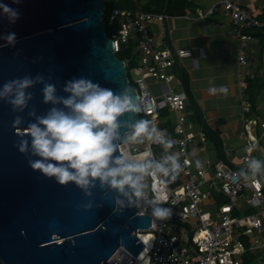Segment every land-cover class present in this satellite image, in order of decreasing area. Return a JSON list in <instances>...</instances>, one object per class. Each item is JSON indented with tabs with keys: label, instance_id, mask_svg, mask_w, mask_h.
<instances>
[{
	"label": "water",
	"instance_id": "obj_1",
	"mask_svg": "<svg viewBox=\"0 0 264 264\" xmlns=\"http://www.w3.org/2000/svg\"><path fill=\"white\" fill-rule=\"evenodd\" d=\"M0 2L20 12L14 24L0 15V36L15 33L17 38L15 46L0 47V87L41 74L58 95L66 96V81L86 77L114 92L126 87L137 99L105 33L103 0ZM43 86L36 83L28 90L33 99L23 112L0 100V264H111L119 247L136 257L144 247L137 230L150 226L149 215L137 213L136 206L121 209L116 200L125 198L100 189L98 182L91 197L74 183L61 186L29 166V159L38 157L19 152L20 136L33 119L29 111L43 115L51 107L43 102ZM17 116L23 120L20 126L13 125ZM140 119L132 112L118 118L117 147ZM119 156L118 150L113 158ZM89 203L92 208L86 209Z\"/></svg>",
	"mask_w": 264,
	"mask_h": 264
},
{
	"label": "built area",
	"instance_id": "obj_2",
	"mask_svg": "<svg viewBox=\"0 0 264 264\" xmlns=\"http://www.w3.org/2000/svg\"><path fill=\"white\" fill-rule=\"evenodd\" d=\"M215 8L219 9L222 19L233 25V34L241 44L251 40L250 35L243 33L244 30L264 29V20L257 19L233 0H218L205 15H211ZM166 18L164 14L144 12L139 7L135 10L112 9L108 14V24L115 27L109 37L113 52H119L122 44L130 42L133 58L138 57L137 65L133 66L136 78L132 87L136 91L137 101L145 107L139 116L148 117L157 128L176 141L174 148L182 166L180 175L183 178L182 184L175 188L169 187L162 177L146 178V195L138 202L136 209L137 213L149 215L150 226L138 229L137 237L146 234L150 240H139L144 247L136 257L119 247L109 262L264 264V168L262 160L256 157V151L264 138V120L246 118L250 103L244 97L246 84L238 79L237 96L243 120L241 135L244 153L238 158L235 167L221 160L214 162L212 168L196 166L188 148L195 140L204 143L205 134L201 130H192V124L187 121L186 95L172 90L169 84L174 80L172 68L175 61L182 63L188 59L193 67H197L198 60L205 54L199 49L195 57L190 49L171 50L165 42H157L151 34V24ZM237 60L239 64H245L242 52ZM123 62L127 74L129 60ZM148 79L161 84L159 95L151 92ZM177 83L180 84L179 81ZM162 111L174 113L172 134L161 126ZM131 134L132 130L125 133L126 142L118 146L119 155L129 160L149 159L158 162L152 147L160 144L147 138L132 140ZM252 160L261 162V168L256 173L249 167ZM214 192L221 193L226 200L211 207L208 200L213 198ZM157 194L166 200L160 206L172 209V216L167 220H158L151 215L152 200ZM248 208L253 211L244 215L243 211ZM235 211L243 215L239 216ZM252 257L254 261H251Z\"/></svg>",
	"mask_w": 264,
	"mask_h": 264
},
{
	"label": "clouds",
	"instance_id": "obj_3",
	"mask_svg": "<svg viewBox=\"0 0 264 264\" xmlns=\"http://www.w3.org/2000/svg\"><path fill=\"white\" fill-rule=\"evenodd\" d=\"M13 3L19 4L20 0H13ZM0 15L6 17L10 24L20 18L18 9L3 2H0ZM0 40L6 41L0 47L15 46L17 43L15 33L0 36ZM36 83H43V102L51 107L43 115H37L34 108L29 111L33 119L24 128L18 143L21 154L38 157L28 161L34 171L54 178L61 186L74 183L86 197L93 195L92 189L97 187L98 182L100 189H113L127 200V204L125 199L116 200L121 209L139 206L138 202L146 195L147 177L170 178L173 181L179 175L182 166L176 154L166 155L159 162L149 159L129 160L123 156L113 158L118 151L115 142L120 139L121 123L118 118L128 112L145 111V107L128 88L114 92L91 79L80 77L66 81L63 92L67 95L61 96L57 94L54 84L45 82L43 75H25L4 83L0 87V100L9 103L14 112H23L33 99L28 90ZM209 92L227 95L228 88L223 85L219 89L211 87ZM22 123V118L17 116L13 125L20 126ZM144 138L160 144L166 151L176 143L152 121L140 119L132 125L130 139ZM195 163L197 167L201 166L199 160ZM249 167L256 173L261 168V162L252 160ZM165 203L166 200L160 194L153 198V218H171L172 209L160 206ZM85 208H92V204H86Z\"/></svg>",
	"mask_w": 264,
	"mask_h": 264
},
{
	"label": "crops",
	"instance_id": "obj_4",
	"mask_svg": "<svg viewBox=\"0 0 264 264\" xmlns=\"http://www.w3.org/2000/svg\"><path fill=\"white\" fill-rule=\"evenodd\" d=\"M185 1L179 12L169 14L166 12L167 8L155 12L164 14L167 18L162 22H153L150 31L157 42H165L171 50L190 49L195 57L198 56L199 49L203 50L205 56L198 60L197 67H193L188 59L182 63L175 61L172 68L174 80L169 87L186 95V114L188 119L193 117L189 121L192 130H201L203 133L206 129L210 130L218 139V144L206 137L204 143L196 140L192 142L188 148L192 159L194 154L189 149L201 147L203 154L197 160L206 168H212L217 160L235 167L238 158L244 153L241 135L243 120L237 96L238 79L245 82L244 97L250 103V112L246 118L264 120V29L244 30L243 33L250 35L251 40L241 44L233 34V25L222 19L218 8L211 15H205L218 0ZM233 1L250 11L257 19L264 20V0ZM240 52L245 57V64H239L237 60ZM133 59L138 61V58ZM147 83L154 95L160 94L162 87L159 82L148 79ZM221 85L228 88L227 95L220 92L213 95L209 92L211 87L219 89ZM173 119L174 113L161 112V126L166 127L165 124L168 123L172 128ZM174 151L176 152L175 148ZM263 152L264 138L256 151V157L262 160L264 168ZM262 182L264 183V177ZM216 194L218 193L214 192L213 197ZM214 205L216 204L211 207ZM247 211L253 210L248 208L243 212ZM253 259L252 257L251 261Z\"/></svg>",
	"mask_w": 264,
	"mask_h": 264
},
{
	"label": "trees",
	"instance_id": "obj_5",
	"mask_svg": "<svg viewBox=\"0 0 264 264\" xmlns=\"http://www.w3.org/2000/svg\"><path fill=\"white\" fill-rule=\"evenodd\" d=\"M184 3H186L185 0H146V2L143 4H141V0H103V4H104L103 26H104L105 33L108 37H110L111 34L115 31L114 30L115 27L108 24L109 10H112V9L135 10L137 7H139L144 12H161L163 8H167L166 12L170 14V13L181 11V8L183 7ZM111 4H112V7H110ZM131 49H132V43L129 42L126 45L122 44L119 52H116L115 55L120 60H123V61L129 60V64H130V62H132L131 60H133ZM129 84L131 86H134L133 82L132 84L130 83V80H129ZM192 119L193 117L189 119L187 118V121H190ZM165 126L168 128L169 133H171V128L169 124L166 123ZM204 131H205L204 134H205L206 139L212 141V143L214 144H218V139L214 132H211L210 130H207V129ZM214 196L215 197L217 196L219 203L226 200V198H224L225 196L220 193Z\"/></svg>",
	"mask_w": 264,
	"mask_h": 264
},
{
	"label": "rangeland",
	"instance_id": "obj_6",
	"mask_svg": "<svg viewBox=\"0 0 264 264\" xmlns=\"http://www.w3.org/2000/svg\"><path fill=\"white\" fill-rule=\"evenodd\" d=\"M141 2H143V3H145L146 2V0H141ZM110 7H112V4H111V6ZM111 10H109V12H110ZM114 30H115V28H114ZM136 58H138V57H136ZM128 61V60H127ZM132 62H130V64H129V68H128V70H127V76H128V78H129V80H130V83L132 84V82L134 81V79L136 78V75H135V73L133 72V66H136L137 65V61L135 60V59H133V60H131ZM133 65H132V64ZM143 119H148V117H145V116H141ZM190 150V153L193 155V159H194V162H195V160H197V158L198 159H200V156L203 154V151L201 150V147H194V148H190L189 149ZM152 151H153V154H154V156H155V158H157V160H158V162L159 161H162L163 160V158L166 156V155H170V154H176V155H178L177 154V152H175L174 151V146H173V148H171V149H169V150H165L161 145H156V146H153L152 147ZM162 179H163V181L169 186V187H171V188H175V187H179L181 184H182V182H183V178H182V176L180 175V173H179V175L178 176H176V178H175V180H173V181H170V178H163L162 177ZM208 203H210L211 205H213V204H218L219 203V200L217 199V197H213V198H210L209 200H208ZM236 212V211H235ZM252 211H247L246 213H244V215H247V214H249V213H251ZM236 213H238V212H236ZM238 215L239 216H241V215H243V214H239L238 213Z\"/></svg>",
	"mask_w": 264,
	"mask_h": 264
},
{
	"label": "bare ground",
	"instance_id": "obj_7",
	"mask_svg": "<svg viewBox=\"0 0 264 264\" xmlns=\"http://www.w3.org/2000/svg\"><path fill=\"white\" fill-rule=\"evenodd\" d=\"M138 239L141 241V242H147L150 240V236L149 235H146V234H140L138 236ZM141 256V255H140Z\"/></svg>",
	"mask_w": 264,
	"mask_h": 264
}]
</instances>
